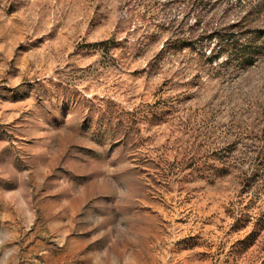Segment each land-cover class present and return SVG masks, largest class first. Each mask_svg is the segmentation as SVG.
<instances>
[{
    "label": "rangeland",
    "instance_id": "obj_1",
    "mask_svg": "<svg viewBox=\"0 0 264 264\" xmlns=\"http://www.w3.org/2000/svg\"><path fill=\"white\" fill-rule=\"evenodd\" d=\"M0 264H264V0H0Z\"/></svg>",
    "mask_w": 264,
    "mask_h": 264
},
{
    "label": "trees",
    "instance_id": "obj_2",
    "mask_svg": "<svg viewBox=\"0 0 264 264\" xmlns=\"http://www.w3.org/2000/svg\"><path fill=\"white\" fill-rule=\"evenodd\" d=\"M230 43H232V42H226V44L227 45H229ZM218 44H219V50L216 52V54L214 55V58H218L219 57V55L223 52V46H226L225 44H222V41L219 39V41H218ZM223 45V46H222Z\"/></svg>",
    "mask_w": 264,
    "mask_h": 264
}]
</instances>
